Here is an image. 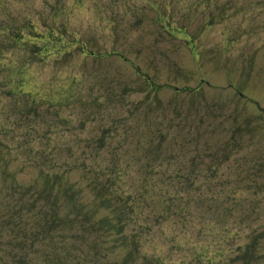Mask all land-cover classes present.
I'll return each mask as SVG.
<instances>
[{
    "label": "rangeland",
    "instance_id": "1",
    "mask_svg": "<svg viewBox=\"0 0 264 264\" xmlns=\"http://www.w3.org/2000/svg\"><path fill=\"white\" fill-rule=\"evenodd\" d=\"M0 264H264V0H0Z\"/></svg>",
    "mask_w": 264,
    "mask_h": 264
},
{
    "label": "trees",
    "instance_id": "2",
    "mask_svg": "<svg viewBox=\"0 0 264 264\" xmlns=\"http://www.w3.org/2000/svg\"><path fill=\"white\" fill-rule=\"evenodd\" d=\"M44 45L45 47L43 48V50L45 49V51L46 52H49V51H51V50H55V48H54V44H50V46H48V44H47V42H44V43H41V45ZM52 48V49H51ZM5 87H8V86H5ZM11 88V86L9 87V89ZM10 91H11V89H10ZM20 91H22V94H23V90H20ZM13 93V92H12ZM98 109H101L100 107L98 108ZM178 129H179V127H177ZM162 143V142H161ZM162 144H165V143H162ZM151 146V145H150ZM154 147H156V146H154ZM154 147H151V149L152 148H154ZM157 149L155 150V151H158L159 149H162V147L161 148H158V147H156ZM196 157V156H195ZM179 206V205H178ZM177 206V207H178Z\"/></svg>",
    "mask_w": 264,
    "mask_h": 264
}]
</instances>
